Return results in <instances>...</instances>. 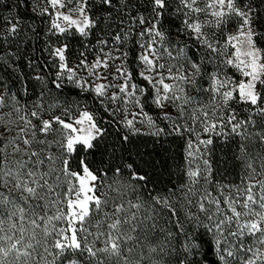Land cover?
<instances>
[{"label": "snow or ice", "instance_id": "6c2138e0", "mask_svg": "<svg viewBox=\"0 0 264 264\" xmlns=\"http://www.w3.org/2000/svg\"><path fill=\"white\" fill-rule=\"evenodd\" d=\"M20 6L46 28L35 48L33 25L29 32L18 14L0 16V264H264V0H15ZM205 60L216 62L212 72ZM29 78L41 85L34 99ZM68 86L91 96L96 111L68 100L46 106L53 88ZM145 121L158 141L186 140V179L163 196L141 198L120 179L125 169L147 179L125 157ZM113 123L125 131L109 142ZM218 138L236 145L238 184L215 179ZM129 188L136 199L126 207Z\"/></svg>", "mask_w": 264, "mask_h": 264}, {"label": "trees", "instance_id": "16d2710c", "mask_svg": "<svg viewBox=\"0 0 264 264\" xmlns=\"http://www.w3.org/2000/svg\"><path fill=\"white\" fill-rule=\"evenodd\" d=\"M13 1L14 6L15 0ZM16 11L23 18L30 17L29 19H26L27 26L33 25L41 33V39L39 43L36 39H33L31 41V44L35 46V48H40L43 44L44 22L41 21L40 17L26 10L23 6H20L18 10L16 9ZM27 30L31 32L32 29L27 28ZM261 46H264V41H261ZM34 55L36 57H39L40 53L37 51L34 53ZM21 66L24 67L23 62H21ZM25 68L26 67H24V70ZM46 74L47 73H45V75ZM27 86L32 90L30 93V98H34L39 91V87L33 80H29ZM52 90L53 93L51 96H45V100L47 103H50L55 97L56 90L54 88ZM75 92V90L68 89V92L64 93L75 94ZM86 99L89 101V103H91L94 110H96V105L94 104L92 97L86 96ZM113 129H115L114 124L108 127V132H113ZM123 132L124 131H120L119 133L122 134ZM111 138L114 137L109 136V142H111ZM161 138L158 141L157 138L153 136L135 135L131 136L130 143L126 145L127 151L125 153V157L127 161L133 164V167L139 174L147 177L145 181H130L132 184L136 185L137 191L139 192V194L142 193L144 197H146L150 193L155 192L163 196L169 188L178 186L181 183V180L183 179L182 175L179 173V170L183 166L182 155L185 139H181L180 137H171L167 140H163ZM217 144L218 143L216 142V145ZM250 147V150H252L251 142ZM235 149L236 145L231 142H229L228 144L217 145L213 156L214 166L222 168L224 171H226L224 172V175L221 178L223 179L227 175L228 180L234 183L237 182L238 176L241 173L239 162H237L234 159V155H232ZM99 159V154H97L96 160L93 163V167L98 166ZM89 160L91 161L92 157ZM126 175H128L131 180L128 169H125L124 171L123 176L126 177ZM193 211H195V209H193ZM180 217L181 220L185 219L183 210H181ZM161 224L163 226H169L167 217H165L161 221ZM174 225L175 221L173 220L171 227L173 231H176ZM186 227L192 228L195 227V225H188L186 223ZM157 235L159 236V239L155 241V245L158 246L163 240V236L159 233H157ZM204 239L208 240L210 239V237L206 236L204 237ZM204 247L207 248L208 245L206 244L204 245ZM137 255H139V253ZM208 258L211 261L216 260V257L211 253L209 254Z\"/></svg>", "mask_w": 264, "mask_h": 264}, {"label": "rangeland", "instance_id": "374dc122", "mask_svg": "<svg viewBox=\"0 0 264 264\" xmlns=\"http://www.w3.org/2000/svg\"><path fill=\"white\" fill-rule=\"evenodd\" d=\"M13 2H14L13 0H0V16L8 15L9 12H13L14 14H18V15H19V13H17L16 9H15L14 6H13ZM19 17L21 18V23L26 27V26H27L26 19H23V17L20 16V15H19ZM43 20L46 21V20H47V17H44ZM45 28H46V24L44 23V30H45ZM212 30H213V29H205V31H212ZM72 45H73L74 50L79 49L78 38H77V39H72ZM194 45H195V41H189V45H188V48L186 49V52H187L188 55H190V56H192V57H196V58L198 59V57H197V46H194ZM132 47H133V48H132ZM128 48L130 49V53H129V55H130L131 57L134 58L135 55H136V48H135V46H134L133 44L130 43V44L128 45ZM204 67H205V69H206L207 72H212L213 69L216 67V62L213 61L211 64H209L208 61L205 60V61H204ZM220 67H221V69H222L223 71L229 73L230 75H233V76L239 78V73H237L235 69H233V68H225V67H223V65H220ZM24 71H25L26 73H28L29 70H28L27 68H25ZM52 72H53V75H54L55 69H53ZM46 75H47V74H46ZM29 80H31V79L29 78ZM33 81H34V80H33ZM198 83H199V85H200L202 88H207V87L209 86V79H208V77L205 75V76L203 77V79L198 78ZM36 85H37L39 88L41 87V85H39V84H37V83H36ZM39 88H38V89H39ZM68 89L75 90V91H76L75 94H65L64 92H68ZM14 90H15V89H14ZM52 91H53V90H52ZM45 92H47V89H45ZM192 92H193L194 95H200V96H201L203 99H205V100H206L207 97H208V93H199V92H197L196 90H192ZM30 93H31V92H30ZM52 93H53V92H52ZM35 96H36V95H35ZM34 98H35V97H34ZM34 98H30V99H34ZM21 99L23 100V99H25V98H24V97H21ZM65 100L71 101L73 104H79L81 107L87 105V107H88L89 109H91L93 112L96 111V110H94V108H93V106L91 105V103H89V101H88L84 96L79 95V94H78V90L72 88L71 86L66 87V88L63 90V92H58V91L56 90L55 97L53 98V100H52L50 103L60 102V103L62 104V102L65 101ZM50 103H47L46 100H45V104H46V106H47L48 104H50ZM133 110H135V109H133ZM145 110L148 112L149 115L152 116V119H153V120L157 121L158 124H160V126H163L162 123H160V122L158 121V112H159L158 109H156L153 105H151V104L149 103L148 105L145 106ZM55 111H56V112H59V111H60V108H59V107L56 108ZM169 111H172V109H169ZM103 115L105 116V119H106V120H110V119H111V117L108 116L107 113H103ZM102 123H104V121H102ZM113 124H114V126H115V129H113L114 131L111 132V133L108 132V133H109V136H111V137H115V136L117 135V133H119L120 131H125V129H123L122 127H118L117 124H115V123H113ZM105 126H107V125H105ZM136 127H138V128H142V132H143V134H141V135L151 136V135L148 134V132H149V127H148L146 121H145L144 123H137V124H136ZM110 131H111V130H110ZM153 131H154V129H153ZM136 136H138V135H136ZM153 137H154V136H153ZM171 137H177V136L162 137L161 139H163V140H167V139H169V138H171ZM216 142L218 143L217 145H221V144H223V143L220 141L219 138L217 139ZM250 148H251V147H250ZM252 150H253V149H252ZM234 152H235V151H234ZM234 152L232 153V155H234ZM182 157H183V162H182V163H183V166H182V168L179 170V173H180V174L182 175V177H183V179L181 180V183H183V182L185 181V179H186L185 174H184V172H185V168H186V159H185V157H186V140L184 141V148H183V155H182ZM90 158H91V156H89V159H90ZM213 164H214V163H213ZM74 166H75V165H74ZM214 170H215V179H216V180H220V181H223V182H230V180H228L227 175H226L223 179L221 178V177H223L224 172H226V171H224L222 168H218L217 166H214ZM126 177L129 178L128 175H126ZM126 177L122 176V177L120 178L121 181H122L124 184H127V183H129L130 181H132V180H130V178L127 179ZM111 180H112V178H111V176H109V181L111 182ZM239 182H240V175L238 176V179H237V182H236V183L238 184ZM130 183H131V182H130ZM181 183H180V184H181ZM131 184H132V183H131ZM128 192H129V195H127V196H125V197L123 198L126 207H127V201H128L129 199L133 200V202H135V199H136L135 195H133V194L131 193V189H130V188L128 189ZM137 192H138V191H137ZM138 193H139V192H138ZM153 194L160 195L159 193H156V192L153 193ZM113 195H115V193H113ZM140 196H141V198L144 197V195H143L142 193L140 194ZM161 196H162V195H161ZM132 211H135V209H132ZM145 214H146V213H145V209L142 208V209L140 210V212H139L138 215L143 216V215H145ZM248 240L250 241V240H251V237H249ZM38 250H39L41 253L43 252V248H40V249H38ZM138 251H139V249H136V255L139 253ZM47 259L51 260L52 258H51V257H48Z\"/></svg>", "mask_w": 264, "mask_h": 264}]
</instances>
